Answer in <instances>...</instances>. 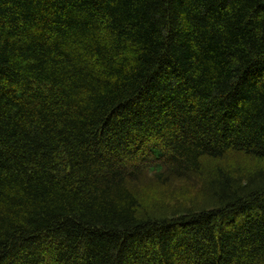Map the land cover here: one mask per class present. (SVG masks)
I'll return each mask as SVG.
<instances>
[{
    "label": "trees",
    "instance_id": "1",
    "mask_svg": "<svg viewBox=\"0 0 264 264\" xmlns=\"http://www.w3.org/2000/svg\"><path fill=\"white\" fill-rule=\"evenodd\" d=\"M0 264H264V0H0Z\"/></svg>",
    "mask_w": 264,
    "mask_h": 264
}]
</instances>
